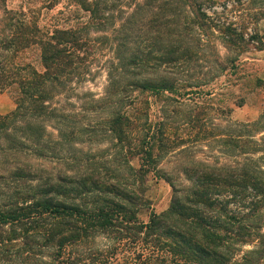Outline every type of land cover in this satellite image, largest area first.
Wrapping results in <instances>:
<instances>
[{"label":"trees","instance_id":"obj_1","mask_svg":"<svg viewBox=\"0 0 264 264\" xmlns=\"http://www.w3.org/2000/svg\"><path fill=\"white\" fill-rule=\"evenodd\" d=\"M217 2L72 0L88 14L91 25L120 20L110 36L101 35L111 55L103 66V94L83 108L91 114L74 108L66 112L61 104L64 91L73 90L71 85L85 74V62L96 46L88 35L90 23L43 30L36 23L29 26L22 10L6 12L10 15L0 28V83L15 90V107L0 115V154L13 157L14 164L9 170L0 168V188L7 190L0 199V264H107L117 260L119 244L141 240L148 245L155 239L164 244L156 241V250L119 260L197 264L165 262L157 247L167 246L166 239H171L206 264H264V110L252 121L225 118L224 130L211 134L225 162L186 166V186L169 179L173 195L167 209L151 212L148 223L136 216L143 199L132 186L142 181V174L131 160L144 155L156 170L153 149L158 136L164 137V123L154 128L148 123L147 103L136 113L134 92L161 96L180 87L184 90L178 95H188V89L232 67L258 38L256 32L246 37L234 23L210 16L207 11ZM57 3L53 0L48 8ZM24 31L38 35L31 43L40 49V71L7 59L8 51L24 47ZM214 32L218 45L211 39ZM197 116L201 117L196 113L192 121ZM104 141L111 145L99 151L78 147ZM21 155L70 162L74 172L53 180L43 175L44 169L24 164L17 157ZM124 171L133 178L128 180ZM97 234H106L113 248L88 245L77 250L81 242L93 244ZM246 244L253 247L242 251Z\"/></svg>","mask_w":264,"mask_h":264},{"label":"rangeland","instance_id":"obj_2","mask_svg":"<svg viewBox=\"0 0 264 264\" xmlns=\"http://www.w3.org/2000/svg\"><path fill=\"white\" fill-rule=\"evenodd\" d=\"M50 1L53 3V0H0V28L6 24L2 19L6 15H10L6 12L10 11L12 13L18 12V10L26 13V21L30 22L29 26L36 23L43 30L49 27L52 29L55 26H77L88 22V14L73 5L72 0H57V4L52 8H48ZM217 1V4L207 11L210 16L214 18L219 16L222 21L234 23L237 29L244 32L246 37L256 32L258 38L249 42L247 51L238 57L232 67L220 72L213 80L188 89V95H178L179 92L184 90L180 87L174 93L164 92L161 96L149 91L134 92L136 113L139 114L140 111L144 110L147 103L148 123L153 128L154 126L157 127L159 122L164 123V137L158 136L153 149V157L157 164L156 170L151 168L144 155H136L131 160V164L142 174V181L132 186L143 199V205L139 207L136 213L138 220L142 223H148L151 212L160 213L169 206L173 195L169 179L177 186L183 187L188 184L184 171L186 166H192L199 162L209 165L225 162L224 156L219 151L221 149L220 144L213 137L216 135H211L224 130L226 126L225 118L234 121H252L264 110V61L260 62L258 58L254 57L261 44L262 46L264 44V36L259 29L260 22L264 20V0ZM119 23L118 18H113L107 23H94L92 25L90 23L88 35L90 41L96 46L95 48L91 47L92 53L85 62L87 63L85 74L78 78L75 84L71 85L74 87L73 90L64 91L61 97V104L64 105L63 108L66 112L74 108L79 113H92L83 110V108L92 98H98L103 94L106 84V69L103 66L105 60L111 55L110 47L101 38V35L107 34V36H110L113 28L118 27ZM23 34L24 47L16 53H12V50L8 51L7 59L18 65L31 64L40 71L42 70L40 49L37 45L31 43L32 39H35L34 37L38 35L32 31H24ZM216 34L217 32H214V38L211 39L218 45L219 38L215 37ZM219 49L221 54L226 52L221 46H219ZM204 51L207 54L208 50ZM2 57L0 55V59ZM175 69L179 70L178 66H174L173 70ZM172 75L177 77L174 74ZM14 92L15 90L6 89L0 83V115L7 114L14 109ZM165 96L182 100V104L178 105ZM126 103L129 104V101L125 100L124 104ZM126 108H129V106H126ZM172 110H174L173 113ZM128 111H132L131 107ZM196 113H199L201 117L197 116L192 121L191 118ZM185 116H190V120L184 119ZM100 117L102 118V113L98 114V118ZM83 122H87L86 119ZM159 141H162L164 146ZM110 145V143L104 141L95 144L81 143L78 147L84 152H94L103 150ZM17 157L24 164H29L31 169H44L43 175H49L53 180L57 176L70 175L74 172L70 167V162L30 158L22 155ZM13 159L9 155L3 157L0 154V168L11 169L14 164ZM123 174L128 180L133 178L126 171ZM134 178L136 177L134 176ZM0 187H2L1 183ZM0 191V199L2 200L4 194H7L5 192L7 190L0 188ZM166 240L167 246L157 247L159 256L165 262L195 261L197 264L208 262L196 257L192 251L182 248L176 240ZM112 242L106 234H97L93 244H87L86 241L81 242L77 250L78 248L79 250H86L88 245L94 246L97 250H109L111 247L113 248ZM155 242L158 244L157 239L152 244ZM162 243L158 246H162L164 244ZM152 244L146 245L141 240L136 243L127 242L126 245L119 244L116 254L117 260L110 261L107 264H123L119 258L124 259L127 256L130 259L132 256L134 257V252H143L146 255L151 249L155 248ZM252 247V245L246 244L241 249L244 251ZM120 248L122 249L120 250Z\"/></svg>","mask_w":264,"mask_h":264},{"label":"crops","instance_id":"obj_3","mask_svg":"<svg viewBox=\"0 0 264 264\" xmlns=\"http://www.w3.org/2000/svg\"><path fill=\"white\" fill-rule=\"evenodd\" d=\"M259 25H260L259 26L260 31L262 33H264V20L261 21ZM254 55H256L254 57L258 58V61H260V62L264 61V47H263V49L256 51V54H254Z\"/></svg>","mask_w":264,"mask_h":264}]
</instances>
